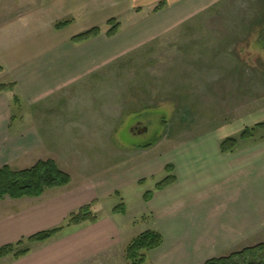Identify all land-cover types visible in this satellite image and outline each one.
Returning <instances> with one entry per match:
<instances>
[{"label":"rangeland","instance_id":"374dc122","mask_svg":"<svg viewBox=\"0 0 264 264\" xmlns=\"http://www.w3.org/2000/svg\"><path fill=\"white\" fill-rule=\"evenodd\" d=\"M39 5H52V0H0V24ZM137 16H119L121 30L139 20ZM77 23L65 26L63 33L82 32ZM98 26L103 32L109 28L106 23ZM262 34L264 0H219L124 55L93 61L91 72L70 88V99L52 95L35 111H27L23 101L14 103L11 131L24 129L19 127L23 112L31 119L38 116L45 144L33 160L55 159L74 183L97 186L98 194L103 192L101 205L92 211L98 215L124 203L129 238L148 229L163 230L160 221H142L141 216L149 207L145 193L155 191L167 173L157 171L155 181L149 177L145 184L128 183L119 194L107 191L123 176L134 177L142 167L168 161L191 182L209 171L218 175L205 181L199 177L200 197H213L219 186L236 181L242 151L264 142V128L239 139L233 151L219 147L220 166L214 164V150L220 138L240 137L246 127L264 121ZM67 101L75 106L70 111L64 108ZM187 162L196 168L188 169ZM22 247H29L28 242ZM123 257L127 261L125 252Z\"/></svg>","mask_w":264,"mask_h":264},{"label":"crops","instance_id":"0c3cea01","mask_svg":"<svg viewBox=\"0 0 264 264\" xmlns=\"http://www.w3.org/2000/svg\"><path fill=\"white\" fill-rule=\"evenodd\" d=\"M217 1L52 0V5H39L3 20L0 24V83L15 82L17 86L14 91L0 93V167L5 164L17 170L31 167L38 161L32 159L33 154L45 144L39 134L38 116L31 119V115L23 112L19 127L24 129L11 131L15 95L23 101L26 110L34 111L42 109L43 100L52 95L61 93L64 99H70V88L77 79L91 72L93 61L124 55ZM161 2L165 6L153 12ZM131 13L138 15L139 20L129 28L121 30L122 23L113 37L102 32L81 43L72 41L74 33H63L66 27H55L63 18H68L71 20L69 26L78 22L83 32L104 23L107 25L111 18L119 19ZM64 105L67 111L75 107L69 101ZM30 119L33 123L29 125ZM220 142L221 138L216 141L214 150V164L219 166L223 158ZM241 155L236 181L219 186L213 197L209 194L199 196V182L217 174L209 171L191 182L183 179L186 172L176 170V164L173 171H169L167 166H173L170 161L142 167L134 177L123 176L114 189L109 188L107 193L119 194L120 187L128 183L145 184L149 177L155 181L157 171L175 176V181L162 189L157 188L161 180L157 181L150 199H144L149 207L141 220H158L163 227V230L154 229L163 236V243L147 252L146 264H204L210 258L264 240V142L242 151ZM186 165L192 171L196 168L191 162ZM96 187L92 183H74L71 177L69 185L49 189L39 197L0 199V246L63 226L69 215L84 205L92 203V208L99 207V194L103 192L98 194ZM128 214L126 206L124 214L113 213L111 209L108 213L97 214L96 222L65 226L49 240L28 243L30 251L19 258L13 254L0 257V264L127 263L123 256L133 239L127 236Z\"/></svg>","mask_w":264,"mask_h":264},{"label":"trees","instance_id":"16d2710c","mask_svg":"<svg viewBox=\"0 0 264 264\" xmlns=\"http://www.w3.org/2000/svg\"><path fill=\"white\" fill-rule=\"evenodd\" d=\"M165 6L164 2L159 3L153 12H158ZM71 21H60L56 23L57 29L64 28ZM109 28L106 31L107 37L115 36L121 28V22L116 18H111L107 22ZM99 26H94L88 30L80 32L72 37L74 43H81L102 34ZM264 36V34H262ZM261 37L260 45L264 46V37ZM262 46V47H263ZM17 84L15 82L0 83V93L6 91H14ZM14 103L18 105L20 99L14 96ZM257 127L264 128V121L258 122L254 127H246L240 137H228L221 142L222 152L233 151L239 139L250 138L254 136ZM151 144H143L142 147ZM169 171H173V166H167ZM175 181L174 175H168L157 184L158 189H162ZM71 175L63 170L55 159H40L31 167L23 169H13L10 165L5 164L0 167V199L10 197L13 199L23 197H39L45 191L54 188H61L69 185ZM143 181H140L142 183ZM153 192L148 191L144 195V199L148 201ZM93 204H87L79 210L72 212L65 225L49 230L40 231L28 238L21 239L17 243L6 244L0 246V257L13 254L19 258L30 251L29 247H22L25 242L35 243L43 242L54 237L65 226L79 225L85 222H96L98 215L92 211ZM113 213H125L126 205L120 203L112 209ZM163 243V236L155 230H146L134 237L125 249V257L129 264H145L147 252L158 248ZM204 264H264V240L256 245L246 247L242 250L231 252L224 256L213 257L208 259Z\"/></svg>","mask_w":264,"mask_h":264},{"label":"water","instance_id":"95a60500","mask_svg":"<svg viewBox=\"0 0 264 264\" xmlns=\"http://www.w3.org/2000/svg\"><path fill=\"white\" fill-rule=\"evenodd\" d=\"M145 130H146L145 128H144V129H141L140 132H143V131H145Z\"/></svg>","mask_w":264,"mask_h":264},{"label":"flooded vegetation","instance_id":"af4514ba","mask_svg":"<svg viewBox=\"0 0 264 264\" xmlns=\"http://www.w3.org/2000/svg\"><path fill=\"white\" fill-rule=\"evenodd\" d=\"M138 127H135L134 129H137ZM133 129V128H132ZM141 129H139V131H140Z\"/></svg>","mask_w":264,"mask_h":264}]
</instances>
